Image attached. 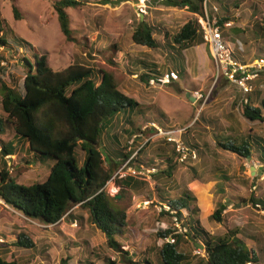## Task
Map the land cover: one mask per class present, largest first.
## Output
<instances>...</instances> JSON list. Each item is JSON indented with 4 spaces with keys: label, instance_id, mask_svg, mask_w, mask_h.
I'll list each match as a JSON object with an SVG mask.
<instances>
[{
    "label": "rangeland",
    "instance_id": "rangeland-1",
    "mask_svg": "<svg viewBox=\"0 0 264 264\" xmlns=\"http://www.w3.org/2000/svg\"><path fill=\"white\" fill-rule=\"evenodd\" d=\"M53 1L55 0L0 1L2 18L16 36L31 45L16 53L9 48L0 47V56L4 57H0V67L7 71L6 74L0 71V84L5 81L11 86L22 87L26 72L23 54L34 62V54L39 57L46 52L47 65L55 71L72 64L74 55L77 54L86 58L96 69L112 73L121 91L134 98L141 106L147 107L150 120L155 121L150 122V126L156 123L161 127L158 122L161 120L160 113L163 112L170 125L168 130L185 132L190 127L187 140L194 144L196 141L200 147L195 149L198 158L188 161L197 171H191L189 165L178 162L169 178L161 172L166 170L164 157L165 154L172 155V146L166 144L164 137L155 131H145L144 135L140 133V138L134 136L128 140L127 146L122 138L127 135L126 129H131L130 120L134 113L130 111L119 115V126L115 131L119 135V143L126 144V153L135 149L129 157L132 158L129 165L137 166V153L140 159L155 161L151 165L142 163L138 167L141 173L132 174L149 181L150 189L146 185H141L134 191L120 189L113 180L106 185V191L110 195H121L119 199L121 206L126 209L127 226L132 224L145 233L138 241L139 248L143 247L145 250L146 247H152L150 254L144 250L139 254L137 244L133 245L132 242L117 237L123 244V249L130 252L131 259H142L147 254L153 264H158L156 249L165 239L157 238V233L173 224L170 212L164 208V214L160 212L161 204L164 207L166 202L159 199V189H164L166 197L172 200L179 199L185 193L190 194L194 198L192 204L196 207V217L200 225L213 239L235 231L251 246L260 248L259 251L264 257V211L259 209L261 206L255 207L251 203L252 197H264V164L255 155L243 158L218 147L216 143L222 137L223 141H235L233 137H245L251 133L264 137V121L246 118L240 103L241 90H237V86L229 84L223 77L216 80L215 65L205 43L184 50L186 56L183 58L176 55L182 58V62L187 61L190 70L186 73L182 65L179 69L181 76L178 75L177 79L169 83L151 86L138 76L142 71H147L145 65L138 60L157 63L160 70L171 68L172 61H168L166 52L150 49L131 40L133 15L136 14L139 19L147 20L152 25H159L162 35L158 34L157 38H162L164 32L176 33L190 19L197 18L198 21V15L187 8L168 6L163 0H122L117 5L114 4L115 0L107 3L105 0H89L80 7L68 9L74 37V41H68L61 32L57 13L52 6ZM13 2L21 13L20 19L14 16ZM239 4L242 8H231L232 23L225 27V33L229 44L233 45V50L238 43L234 38L239 39L246 60H249L253 56L264 55V32L258 36L253 35L257 29L255 23L263 18L264 0H242ZM87 53H91L93 59ZM259 83L262 86L259 88L261 91L258 99L264 96V79ZM196 91L203 96L192 100L191 97L197 96ZM250 101L251 105L254 104V101ZM1 111L0 93V113ZM200 114L202 116L195 123ZM135 117L134 115V119ZM139 123L140 121L137 125ZM146 127L144 125L142 129ZM163 130L168 131L164 128ZM175 135L178 136L179 133ZM0 137V167L5 163L11 175L20 183L32 184L46 179L47 167L34 161L25 141L17 139L14 131L9 129ZM10 140L15 143V150L5 156L3 161L1 142ZM79 155L82 162L85 154L79 150ZM118 156L120 155L115 156L117 164L111 169L112 175L125 163L121 164ZM128 167L123 170L127 171ZM153 189L155 194L150 193ZM219 203L227 205L221 214L222 222L210 218ZM70 213L82 214L84 218L82 221L76 218L72 222ZM183 213L186 214V211L183 210ZM87 217L88 212L75 205L59 222L47 225L26 217L0 201V237L5 240L0 243V247L4 246L7 252L0 253V256L5 255L7 260H16L19 264H61V259L66 256L70 257L69 264H111L107 262V257L118 264H126L122 261L121 254L109 247L106 238ZM19 233L29 236L34 246H9ZM185 239H188L187 243L184 242V247L188 250L190 264H199L204 252L196 253L194 240L190 236Z\"/></svg>",
    "mask_w": 264,
    "mask_h": 264
},
{
    "label": "trees",
    "instance_id": "trees-1",
    "mask_svg": "<svg viewBox=\"0 0 264 264\" xmlns=\"http://www.w3.org/2000/svg\"><path fill=\"white\" fill-rule=\"evenodd\" d=\"M87 1L89 0H55L52 2L61 32L68 41H74L68 9L80 7ZM110 1L105 0V3ZM120 1L122 0H115L114 4L117 5ZM163 1L171 7L187 8L188 11L196 15L203 14V0ZM211 1L221 4L218 15L222 24L231 20V8H242V5L239 4L242 0ZM13 13L16 19L21 18V13L15 2H13ZM262 21H264V11L261 21L255 23L258 30L256 29L253 35L258 36L264 32ZM131 28V40L134 43L166 52L168 61H174V64L177 63L176 55L183 57L184 50L204 43L197 18L188 20L174 34L164 32L162 38H157L158 34L162 35L159 25H152L147 20H141L136 14L133 15ZM223 33L227 39L225 29ZM228 45L230 46L229 42ZM30 46L26 40L14 34L8 23L2 18L0 10V47L2 49L9 48L16 53ZM231 49L233 50L232 47ZM233 52L237 59L248 60L245 56L243 58L237 56L235 50ZM87 55L93 59L91 53H87ZM34 56L35 61L33 62L26 54L22 55L26 66L22 87L11 86L5 81L0 84L2 104L0 135L6 133L8 129L14 131V136L17 139L28 144V150L34 161L44 164L48 173L43 181L24 184L12 176L6 164L3 163V167H0V201L23 213L26 217L47 225L56 224L70 208L79 205L80 209L88 212L87 220L90 219V223L106 238L109 247L121 254L124 263L153 264L147 257L152 248L149 246L144 250L143 247L139 248L138 246L140 237H143L145 233L132 224L127 226L126 209L121 206L120 199L116 198V195H110L106 191V185L112 177L111 169L112 167L114 169L117 164L115 156L120 155L117 158L123 164L135 151L134 149L126 153L125 148L126 144L128 146V140L134 136L140 138L138 135L146 134L145 131H157L149 125L150 122H155L150 120L149 109L123 93L118 88L112 73L96 69L84 57L76 54L72 64L63 70L55 71L47 65L46 52L39 57L37 54ZM262 56L264 55L253 56V58ZM0 57L4 58L3 55ZM138 61L143 66L145 65L144 68L147 70L138 75L141 80L146 81L148 76L160 73L157 63ZM0 71L3 74L7 73L4 67H0ZM178 74L180 77V70ZM263 79L264 74H261L260 78L253 81L254 88L248 94L249 101L243 104L245 117L252 121H264V97L258 99L257 107L251 105L250 101L255 99V90L258 92L257 98L260 96L258 83ZM130 111L138 120L136 121L134 115L132 116L131 129H126L127 135L122 138L124 143H127L121 145L119 135L115 132L119 126L117 121L120 114L130 113ZM160 115V125L168 130L167 117L163 112ZM200 116L202 115H199L195 123ZM139 121L140 125H137ZM144 125L147 127L142 129ZM189 128L181 133V138L186 146L198 149L200 147L196 141L194 144L187 140ZM223 138L216 141L218 147L236 153L243 158L255 155L256 159L264 164V137L251 133L245 137H233L235 141H223ZM0 141H2L1 137ZM165 142L172 146V155L165 154L166 170H162L161 174H166L171 178L178 162L189 165L191 171H197V168L188 162L189 160L180 159L173 143ZM14 150L15 143L13 141L1 142L2 160L4 161V157L12 154ZM79 150L85 154L82 162H80ZM256 152L259 155L255 154ZM151 160L140 159L139 153H137L135 163L140 168L142 163L151 165L155 162L154 159ZM115 183L120 189L131 191L137 190L141 185H146L149 188V181L133 175L118 178ZM150 191L151 194H155V189ZM159 192V199L162 202L165 201L171 209L175 210V215L188 228L185 235L194 240V247H196V242L203 243L204 255L199 264H264L260 248L251 246L248 241L242 239L241 234H237L235 231H229L224 237L213 239L200 225V221L196 217V207L192 204L194 198L190 194L185 193L179 199L172 200L166 197L164 189H159ZM251 203L255 207L256 204H259L261 206L259 209L264 211V197H252ZM226 207L227 205L219 203L217 208L212 211L210 218L222 222L221 214ZM183 210L186 211V214L183 213ZM69 216L72 221L76 218L82 221L84 218L82 214L70 213ZM176 231L177 227L172 224L167 228L160 229L157 233V238L165 239L170 236L174 239L173 242L165 240L160 247H157L158 264H190L188 250L184 247V242L187 243L188 239H185L184 233ZM117 237L132 242L133 245L137 244L139 254L142 250L148 253L142 259L133 261L130 252L123 249V244ZM9 246L32 248L34 243L29 236L19 233L17 239ZM6 258L5 255H1L0 264H19L16 260L7 261ZM69 260V256L63 257L61 264H69ZM107 262L118 264L110 257H107Z\"/></svg>",
    "mask_w": 264,
    "mask_h": 264
},
{
    "label": "built area",
    "instance_id": "built-area-1",
    "mask_svg": "<svg viewBox=\"0 0 264 264\" xmlns=\"http://www.w3.org/2000/svg\"><path fill=\"white\" fill-rule=\"evenodd\" d=\"M145 2V0H141ZM143 11V9H141ZM219 5L216 3H212L211 0H203V14L198 15V21L201 27L202 36L204 39V43L207 45L210 56L214 62L216 69V80L219 77H223L229 84L237 86L239 90H241L242 97L240 103L246 104L249 101L248 94L253 90V81L260 78L261 74H264V56L252 58L247 61H241L237 59L234 55L233 50L228 45V42L224 36L223 30L225 27H229L231 21H228L224 24L220 23V17L218 16ZM178 78V73L170 72L165 73L160 78L156 77H148L147 83L151 86H157L160 83H169L171 80H175ZM197 95L195 99H200L203 96L201 93H195ZM151 126H154L159 135H162L164 139L173 143L177 153L180 156L181 160H190L197 159V151L193 148L186 146L184 141L181 138L182 130H169L164 131L163 128L159 127L156 123H152ZM179 133L178 136L175 134ZM132 158H129L123 165L122 168L119 169L118 172L114 173L111 177V180L115 182L117 177L122 178L128 175H136L141 173L138 170V166L132 167L129 165ZM129 166L127 171H124L123 168ZM110 180V181H111ZM109 181V182H110ZM148 203V202H147ZM160 212H162L163 208L170 212L171 218L173 219V225L177 227V233H184V235L188 232V228L182 224L179 218L175 215L176 211L171 209L168 204H161ZM257 207H260L259 204H256ZM77 225V223H74ZM185 237H188L185 235ZM165 240L173 242L174 239L166 237ZM5 240L0 237V243H4ZM200 247H196L195 252L201 254L204 252V249ZM250 264V263H248Z\"/></svg>",
    "mask_w": 264,
    "mask_h": 264
},
{
    "label": "crops",
    "instance_id": "crops-1",
    "mask_svg": "<svg viewBox=\"0 0 264 264\" xmlns=\"http://www.w3.org/2000/svg\"><path fill=\"white\" fill-rule=\"evenodd\" d=\"M232 23V22H231ZM237 36V35H236ZM227 39H228V36H227ZM226 39V40H227ZM235 39V41H237L238 43L236 44V49H235V52H236V54H237V56H239V57H246V54H245V52H243V50L241 49V46H242V43L239 41V39L237 38H234ZM227 42H228V40H227ZM245 44L247 43V42H244ZM249 43V42H248ZM232 48H233V45H230ZM194 47H197V46H194ZM189 49V48H188ZM185 52V51H184ZM184 52H182V54H184L183 55V57H185L186 56V54L184 53ZM182 57V56H181ZM182 57V58H183ZM182 58L180 59V58H176L177 59V63L176 64H174V61H172V65H171V68H167L166 70H159L160 71V73H158V74H156L155 73V76H151V77H157V78H160L161 76H163V74H165V73H170V72H176V73H178V71H179V69L182 67V65H183V67H184V69H185V71H186V73H188L189 71L188 70H190L189 69V66H188V64H187V61H186V63L185 62H182ZM188 71V72H187ZM179 75V74H178ZM148 77H150V76H148ZM148 77H147V79H148ZM147 79H146V81H147ZM261 86H262V84L261 83H259V85H258V87L259 88H261ZM257 87V88H258ZM237 88V87H236ZM237 90H238V88H237ZM258 90V89H257ZM261 91V90H260ZM123 92V91H122ZM124 93V92H123ZM257 95H258V92L255 90V95H254V100H252V101H254V104H253V106L254 107H257L258 106V102H257ZM260 95V94H259ZM262 97H264V96H262ZM264 113V112H263ZM159 123V122H158ZM160 124V123H159ZM161 127H163V126H161ZM169 127H170V125H169ZM169 131V130H168ZM82 210V209H81ZM73 222V221H72ZM197 243H195V245H196ZM152 248V247H151ZM0 253H7L6 251H5V249H4V246H1L0 247ZM9 253V252H8ZM8 256V255H7ZM7 261H9V260H7Z\"/></svg>",
    "mask_w": 264,
    "mask_h": 264
},
{
    "label": "water",
    "instance_id": "water-1",
    "mask_svg": "<svg viewBox=\"0 0 264 264\" xmlns=\"http://www.w3.org/2000/svg\"><path fill=\"white\" fill-rule=\"evenodd\" d=\"M191 99H192V100H196L194 97H191ZM120 196H121V195L118 194V195H116V198H120ZM196 246H197V247H200V248H204L203 243H199V242H197Z\"/></svg>",
    "mask_w": 264,
    "mask_h": 264
},
{
    "label": "clouds",
    "instance_id": "clouds-1",
    "mask_svg": "<svg viewBox=\"0 0 264 264\" xmlns=\"http://www.w3.org/2000/svg\"><path fill=\"white\" fill-rule=\"evenodd\" d=\"M212 2V1H211ZM212 3H215V2H212ZM219 13V12H218ZM219 16V15H218ZM231 21V20H230ZM226 38V37H225ZM148 82V81H147ZM197 243V242H196ZM197 247V246H196Z\"/></svg>",
    "mask_w": 264,
    "mask_h": 264
}]
</instances>
